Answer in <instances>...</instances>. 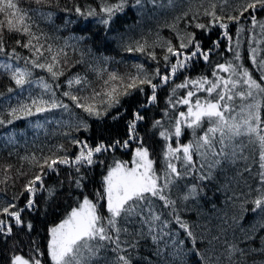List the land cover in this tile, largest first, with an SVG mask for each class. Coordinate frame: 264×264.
Masks as SVG:
<instances>
[{
	"label": "snow or ice",
	"instance_id": "snow-or-ice-1",
	"mask_svg": "<svg viewBox=\"0 0 264 264\" xmlns=\"http://www.w3.org/2000/svg\"><path fill=\"white\" fill-rule=\"evenodd\" d=\"M35 2L50 3V0ZM19 3L20 0H0V58H3L0 59V75L7 76L15 85V88H7L8 94L15 89H24L26 85H35L39 92L30 93L28 103L18 100L15 106L9 105L8 119L3 117L0 110V126L12 124L21 115L32 116L53 109H62L69 117L75 115L74 108L80 109L88 117L103 118L111 109L121 107L122 96H131L134 91L144 93L145 85L151 89V95L128 119L127 139H101L91 144L87 139L81 140L67 132L64 135L69 138V144L77 149L72 156L68 155V148L60 145L50 148L48 155L20 157L37 170L23 184V192L14 195L7 202L0 199V238H11L14 227L26 230L27 233L34 230L33 224L24 219L23 213L40 212V201L37 198L40 192L47 194L48 201H55L58 189L55 186H45V179L50 173L59 175L60 165H67L75 170V175L69 174V187L83 189L86 176L81 168L97 162L103 164V160L94 159L98 154L123 149L131 150V161L114 160L107 168L101 189L93 194V198L83 191L78 194L70 192V195L77 197L76 206L71 207L59 223L48 228L47 255L52 264H134V256L139 255L143 245L152 249L143 257V264H176V261L182 260L185 250L184 241L177 238L179 234L175 225L191 239L193 248L189 251L198 255L203 264H224L220 256L213 260L195 248L198 235L195 229L203 228L204 231L199 235L207 240L208 251L213 250L220 235H213L208 224H190L183 219L181 213L188 210L189 201L196 202L199 199L207 182L213 181L217 176H224L227 183H231L237 176L251 174L252 163L257 165L255 179L260 187L251 189L256 192V197L250 201L254 205L251 211L257 213L260 219L257 225H253L244 234L242 240L254 241L255 232L264 229V117L261 115L264 106V58L258 59V49L250 45L253 67L250 69L240 62L242 55L239 37L245 32L242 18L250 20L253 29L258 25L264 33V21L256 18L257 12L264 11V0H200L195 11L189 7L176 16L173 23L165 24L175 34V44L172 40L160 39L157 34V39L151 44L142 39L125 45L126 51L146 55L157 64L151 74L141 63L133 64L131 67L134 71L123 74L115 69L108 71L106 68L98 69L90 65V70L100 81L98 87L89 80L86 73L66 76L70 68L65 67L69 60L64 47L70 45L65 41L64 47L55 50L51 43L45 46L42 40L52 38L42 31H33V15L29 9L21 8ZM148 5H152L155 10L176 7L177 2L167 0L165 5L159 0H132L131 3V7L139 11H143ZM126 6H129V0H116L114 3L99 0V10L91 6L84 10L79 5L64 10L74 11L85 19L95 18L98 24L109 30L113 17L116 13L123 12ZM33 11L39 12L38 9ZM201 15L209 18L207 23L199 22ZM47 18H51V13L47 14ZM180 20L186 21L184 30H178ZM229 24L237 25L235 41L230 35ZM188 27L199 29L205 34H209L213 28L221 29L220 35L228 41L226 50L232 53V59L215 63L212 78L203 74L195 79L186 77L183 82L172 87L173 95L169 97L168 104L173 109L177 105H184L186 110L170 114L166 107L164 114L167 124L161 120L153 121V128L165 141L163 166L158 171L148 147L137 131L138 123L145 119L141 109L155 104L156 90L169 84L178 71L187 70L190 63L202 60L211 65V54L221 46L218 38L212 41L211 47L205 48L196 32L188 31ZM13 33L25 39L17 38L16 46L9 51L5 37L6 34ZM253 40L255 41V37ZM17 48L27 49L30 55L22 56ZM156 48L163 49L161 57L157 56ZM161 60L165 71H161L159 66ZM35 69L46 72L47 78L34 75ZM255 72L260 73L258 78L255 77ZM62 76L66 77L64 83L68 90L63 91L61 96L68 98L71 108L57 96L56 89L61 87L59 80ZM156 78H159L158 82L153 83ZM74 87L75 92L72 91ZM178 89L187 91L177 99ZM200 93L205 95L202 97ZM5 95L6 93L0 92V97ZM120 115L118 111L112 119H119ZM57 123L67 124L77 132L91 130L87 120L80 117H77L75 123ZM36 126L42 127L39 124ZM185 129L191 130L192 138L182 143L181 137L184 136ZM243 137H247V140L242 139ZM7 144H15V138L8 136ZM12 169L11 164H0V172L4 174L0 184H7L12 179L8 175ZM229 171L234 173L232 178L227 177ZM16 172L19 176L28 175L20 169H16ZM189 177L196 183H182ZM63 183L61 181L60 185L63 186ZM226 186L225 184L224 187ZM20 197L24 198L23 206L14 202ZM225 243L227 247L222 255L227 264H249V261L251 264H264V236L259 237V245L255 247L251 243L246 247H240L238 243ZM22 245L23 241H13L8 264H42L41 257L44 253L36 240L30 241L27 254H23Z\"/></svg>",
	"mask_w": 264,
	"mask_h": 264
},
{
	"label": "trees",
	"instance_id": "trees-1",
	"mask_svg": "<svg viewBox=\"0 0 264 264\" xmlns=\"http://www.w3.org/2000/svg\"><path fill=\"white\" fill-rule=\"evenodd\" d=\"M110 2L114 3L116 0H110ZM159 2L167 4V0H159ZM176 2V7L156 8L153 10V6L148 5L143 11H139L137 8L131 7L132 0H129V6H126L123 12H118L113 17L109 30H105L104 26L98 24L95 18L89 17L85 19L74 11L64 10L66 8L73 9L74 5H79L84 10L88 6L99 10V0H50V3L42 4H37L35 0H20L19 6L29 9L30 14L33 15L35 20L33 31H42L52 38L47 41L42 40L45 46L51 43L55 50L64 47L65 41L70 45V47H64L69 60V64L65 67L66 69L70 68V71L66 72V76H70L73 73H86L89 80L95 82L98 87L100 81L97 80L96 74L90 70V65L98 69L106 68L108 71L115 69L123 74L127 71H134L131 67L133 64L141 63L151 74L157 67V64L146 55L126 51L125 45L131 43L133 40L142 39L147 40L151 44L152 41L157 39V34L160 39L172 40L175 44V34L165 24L173 23L174 18L187 11L189 7L195 11L200 5V0H176ZM37 9L39 12L33 11ZM217 11H219V8ZM48 13H51L50 19L47 18ZM245 15L247 16V14ZM256 18L258 21H264V11L257 12ZM208 19V17L201 15L199 22L207 23ZM241 23L245 28V32L239 37L242 55V61L240 62L251 69L253 66L250 60V45L258 49V59L264 58V33L261 32L258 25L253 29L250 20L242 18ZM177 27L178 30H184L186 28V21L180 20ZM236 28L237 25L229 24V32L234 37V41L236 39ZM187 30H194L197 38L202 40L205 48L211 47L212 41L218 38L221 40V46L211 54V65L202 60L190 63L187 70L178 71L169 84L163 85L156 90L157 101L155 104L149 105L146 109H141L145 119L138 123L137 131L140 137L143 138L145 146L148 147L150 156L155 161L154 167L158 171L163 166L162 152L165 141L159 136L158 131L153 128V121L161 120L162 123L167 124V117L164 114L166 107L170 114L186 110V106L184 105H177L173 109L168 104L169 97L173 95L172 87L175 84L183 82L186 77L195 79L203 74L212 78L211 72L215 63H224L232 59V53L226 50L228 41L221 37L220 33L222 30L218 27L213 28L209 34H205L201 30L193 29L192 27H188ZM80 37H83V39L78 40L77 38ZM253 37H255V41ZM5 38L9 51L12 47L16 46L15 40L17 38L25 39V37H21L15 33L6 34ZM17 51L22 56L30 55L27 49L17 48ZM155 51L158 57L163 55V49L156 48ZM79 60H82L83 63H76ZM73 64L75 67H71ZM159 66L161 71H165L162 60ZM34 75H42L47 78L48 74L43 70L35 69ZM221 75L226 76L227 74L221 73ZM254 75L258 78L260 73L255 72ZM65 79V76L60 77L59 83L61 87L56 89V92L57 96L64 103H68L71 108V102L68 98L61 96L63 91L68 90L64 83ZM158 80L159 78L154 79L153 83H157ZM8 87L15 88V85L7 76L0 75V92L6 93L4 97H0V110H2V115L5 119L9 118L7 116L9 105L15 106L18 100L28 103L30 102L29 94L39 92V89L35 85L31 87L26 85L24 89H15L13 93L8 94ZM143 87L145 89L144 93L134 91L131 96H122L121 107L111 109L109 114L103 118L88 117L80 109L74 108L75 115L69 117V114L62 109H53L50 112L37 113L32 116L21 115V118L15 120L12 124L0 126V164L13 165L12 171L8 173L12 179L8 180L7 184H0V199L7 202L14 195H19V193L23 192V184L31 177V173L37 170L28 161L21 160L20 157H30L33 154L37 157L48 155L50 148L59 147L60 145H64L69 149V156H72L77 151L75 147L69 144V138L64 133L71 132L72 136L78 137L81 140L87 139L91 144H95L101 139H127L128 119L131 118L132 112L139 108L142 103H145L146 98L151 95V89L147 85ZM72 91L75 92V87ZM186 91L187 89H178L176 98L178 99L184 95ZM199 95L203 97L205 93H200ZM9 96L11 97L10 100L8 99ZM118 111L121 113L120 118L113 120L112 116H115ZM261 115L264 117V106H262ZM77 117L86 119L88 124L91 125V130L88 132H84L83 130L77 132L74 128L68 127L67 124L62 125L57 123V121L75 123ZM38 124L42 125V127H37L36 125ZM8 136L15 138V144H7ZM191 138V130L185 129L181 142H187ZM242 139L246 141L247 137H243ZM171 142L168 141V143ZM60 154L63 155V153ZM94 159L97 161L103 160L104 163L100 164L97 162L92 166L81 168V172L86 176L85 187L83 189L76 188L75 186L69 187V174L75 175V170L67 165L59 166V175L50 173L47 176L45 186H55L58 189L55 201H48L46 199L47 194L44 192L38 193L37 198L40 201V212L38 214L27 211L23 213L24 219L33 224L34 230L31 233H27L26 230L14 227V235L11 238L7 240L0 238V264H8L9 256L13 250V241H23V245L21 246L23 254H27L29 252L30 241L33 239L36 240L41 252L44 253L41 257L42 264H52L47 255L48 228L64 218L66 212L70 211L71 207L76 206L75 201L77 197L70 195V192L78 194L80 191H83L90 198H93V194L101 189L103 177L107 172L108 166L114 160L131 161L132 154L131 150L121 149L115 152L98 154ZM251 167L253 169L251 174L244 173L242 177L237 176L231 183H227L224 176H217L213 181L207 182L206 186L203 187L199 199L196 202L189 201L188 210L181 213L183 219L187 220L190 224H208V227L212 229L213 235H220L219 242L215 243L213 250L208 251L207 240L202 239L199 235V233L204 231L203 228L195 229L198 233L195 248L201 253H206L213 260H215V257L220 256L224 260V264H227L226 259L222 255L227 247L225 241L238 243L240 247H246L251 243L255 247L259 245V237L264 236V229H260L255 232L254 241L242 240L244 234L253 225H257L260 219L257 213L251 211L254 205L250 201L256 197V192L251 191V189L260 187L255 179L257 165L252 163ZM16 169L27 172L28 175H17ZM233 175L232 171L227 173L228 178H232ZM3 178V172H0V179ZM61 181L64 182L63 186L60 185ZM182 183L191 184L196 183V181L192 177H189L187 180L182 181ZM225 184L227 185L226 187H224ZM25 195L27 194L25 193ZM245 201L248 202L245 203ZM14 202L20 206H23L25 203L23 197ZM49 204H51V207H49ZM45 209H47V212H45ZM174 227L179 234L177 238L184 241L183 248L185 250L182 260L176 261V264H203L198 255L189 251V249L193 248L191 239L185 235L182 229H179L178 225ZM151 250L150 246L143 245L139 250V255L134 256V264H143V257L147 256ZM249 264H251L250 261Z\"/></svg>",
	"mask_w": 264,
	"mask_h": 264
},
{
	"label": "rangeland",
	"instance_id": "rangeland-1",
	"mask_svg": "<svg viewBox=\"0 0 264 264\" xmlns=\"http://www.w3.org/2000/svg\"><path fill=\"white\" fill-rule=\"evenodd\" d=\"M57 223H59V222H57ZM53 226V225H52Z\"/></svg>",
	"mask_w": 264,
	"mask_h": 264
}]
</instances>
